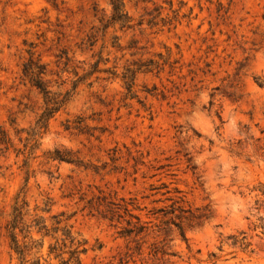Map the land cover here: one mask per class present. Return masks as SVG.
<instances>
[{"label":"rangeland","instance_id":"obj_1","mask_svg":"<svg viewBox=\"0 0 264 264\" xmlns=\"http://www.w3.org/2000/svg\"><path fill=\"white\" fill-rule=\"evenodd\" d=\"M122 1L0 0V264L17 197L82 264H264V0Z\"/></svg>","mask_w":264,"mask_h":264},{"label":"trees","instance_id":"obj_2","mask_svg":"<svg viewBox=\"0 0 264 264\" xmlns=\"http://www.w3.org/2000/svg\"><path fill=\"white\" fill-rule=\"evenodd\" d=\"M112 15L110 23L125 24L128 21L127 13L124 10L122 0H110ZM45 67L39 60L32 58V55L23 63L22 74L30 84L38 89L45 102V109L40 114L37 125L47 127L49 120L62 109L70 100L69 90L52 92L42 74ZM75 88V87H74ZM63 159L59 153L56 155ZM264 194V192H263ZM37 206L30 208L29 202L19 197L15 199L10 219L6 225L10 248L15 254V264H82V255L87 253L89 247L87 241L79 239L73 232L72 226L60 218L61 214L50 215L53 220L48 223V218L38 214ZM46 213L51 208L46 206L42 209ZM133 229H126L121 234L127 235ZM140 231L136 232L138 234ZM244 250H247L249 243H241Z\"/></svg>","mask_w":264,"mask_h":264}]
</instances>
